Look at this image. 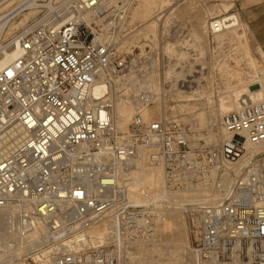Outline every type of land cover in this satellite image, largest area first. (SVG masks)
<instances>
[{"label": "built area", "instance_id": "1", "mask_svg": "<svg viewBox=\"0 0 264 264\" xmlns=\"http://www.w3.org/2000/svg\"><path fill=\"white\" fill-rule=\"evenodd\" d=\"M34 1L36 7L51 2L53 10L13 34L19 51L0 69V208L18 205L22 231L44 220L49 264H119L120 244L148 238L166 221L163 210L175 203L169 193L193 189L202 199L185 211L189 264H264V153L239 165L244 142L234 138L264 143V95L222 113L220 123L232 136L212 144L164 104L162 115L144 118L141 111L156 97L144 86L133 97L127 130L120 131L113 101L124 89L113 79L129 72L143 78L155 66L162 72L158 46L118 52L135 0H73L64 8V0ZM165 18L157 21L161 32ZM228 24L210 19L207 29L213 36ZM102 76L108 92L96 98L91 88ZM188 77L180 87L190 86ZM139 153L162 165L164 200L129 198L119 168ZM105 219L111 238L92 243L83 237Z\"/></svg>", "mask_w": 264, "mask_h": 264}, {"label": "rangeland", "instance_id": "2", "mask_svg": "<svg viewBox=\"0 0 264 264\" xmlns=\"http://www.w3.org/2000/svg\"><path fill=\"white\" fill-rule=\"evenodd\" d=\"M29 1L31 2V0H0V17L2 18H0L2 21H0V27L4 26L0 28L2 31L0 32V50L12 41L15 32L35 24L36 17L46 15L53 10L51 2L48 5L36 7L38 6L36 2L35 6H30ZM256 1L263 0H179L178 3L174 0H135L126 19L128 33L124 36L122 49L118 52L125 54L133 50L136 53H143L158 46L156 52L159 55L160 70L163 71L168 62H171L169 68L172 69L171 74L174 76L171 78L170 74L168 75L170 78H165L172 79L173 83L176 79H183V74L202 66L203 74L198 73L195 82L189 87L178 86L175 90L174 86L171 91L167 90L161 97V103L162 106L165 105L169 115L177 119L183 118L179 119L180 121H185L184 118L189 116L201 120L202 126L196 125V133H205L212 122H214L213 125H218L221 131L223 125H220V115L224 113L220 106L221 101L238 86L254 87L255 84L251 81L256 73L250 75L251 69L264 71V50L255 41L241 13L245 5ZM163 9H166L165 14L172 12L177 19L170 23L172 26L167 33L161 32L162 23L154 32L156 28L154 16ZM229 14L238 15L240 24L230 28L231 30L212 36L207 29L209 20ZM21 21L25 22L23 23L25 25L21 23L11 28L13 23L18 24ZM156 36L155 41L152 38ZM166 41L172 43L175 48L173 50L176 51L173 52L174 54L169 53L171 56L169 58L163 49ZM168 69H166V75ZM167 80L160 81V83L164 82L163 86L166 89L171 86V82ZM97 91L100 92L99 89ZM154 106L160 108L159 104ZM176 114L177 116H174ZM209 119H212L210 125L202 124V120L210 121ZM145 167L153 169L157 167L155 169L161 171L159 166L153 164L145 165ZM162 190L163 186L161 192ZM179 214L185 220L188 235L183 248L176 249L171 244L164 245L151 238V242L145 245L139 246V243H135L133 248H129L125 264H189L191 259L189 246L192 241L189 218L185 212L184 215L181 212ZM103 228L108 226L98 225L93 231ZM25 256L26 264H40L31 256Z\"/></svg>", "mask_w": 264, "mask_h": 264}, {"label": "bare ground", "instance_id": "3", "mask_svg": "<svg viewBox=\"0 0 264 264\" xmlns=\"http://www.w3.org/2000/svg\"><path fill=\"white\" fill-rule=\"evenodd\" d=\"M65 1L66 3L65 5L62 6V8H64L65 6L68 7V5H70V3L73 0H64L63 2ZM118 1L119 0H110L111 3H117ZM174 1H176L175 3L179 2V0H174ZM35 2L36 1L31 0L29 5L35 6L36 4ZM18 7L20 8V6ZM160 12H164V13L159 15ZM165 13H166V9H163L161 11H158L157 14H155L154 17L156 21V28L154 32L157 30V26H158L157 21H160L162 16H166V18L163 20V32L168 31V25H169L168 23L170 21H174L177 19L175 15H172V12L167 14ZM89 15L90 12L88 11L83 13V17L86 20L91 18L89 17ZM221 18L229 21V24L221 32H224L230 28L231 29L235 28L236 25L240 24V18L238 15L235 14H229ZM21 23L22 25H25L23 24L25 22L22 21L19 22L18 24L13 23L12 25L11 24L10 25L12 28V27H16L17 25H21ZM31 26L32 25L26 26L23 29H28ZM221 32L216 33V35H219V33ZM100 38L101 36L98 37V39ZM152 39L156 41L157 36ZM10 42H12V44ZM10 42L4 48L1 47L2 49L0 50V69L3 68L19 51L16 42L14 40ZM173 48H174L173 44L169 42H166L163 45V49L168 55V58L171 57L169 53L171 54L173 52H176L175 50H173ZM170 65L171 62H168L164 70L159 73L157 72L155 66L153 69H151L149 73L148 72L145 73L143 78H140L138 75L131 74L129 72L125 74V76H121L113 79V83L116 88L124 89L123 93L121 95H117L115 100L113 101V108H114L113 117L115 124L120 131L127 130L128 128L127 124L131 119V117L133 116V114L135 113L133 97L136 94V92L139 90V88L146 86L149 89H152L156 96L154 103L149 106H146L145 109L141 111V115L144 118L158 117L162 115L163 110L165 109L164 108L165 106L162 107L161 97L162 95H164V93L167 90L171 91L172 90L171 88H173L174 86H175L174 89L177 90L178 86L180 85V81L188 80L189 78L188 76H193L191 80V83H193L196 81L195 78L196 75H198V73L203 74L202 66L199 69L194 68L191 71L189 70L190 71L189 73L183 74L184 75L183 79H176V82L173 83L172 79L170 80L166 79V78H170L168 77V75H170L173 72L172 69L169 68ZM166 69H168L167 75H166L167 72ZM195 72L197 74H195ZM254 73H256V76H254V79L251 81L252 84H255L254 87L238 86L236 89L232 91V93L229 96H227L225 99L221 101L220 106L224 112L236 109V107L239 106V103H241V100H244L245 102H254V100L263 97L264 71L261 70L254 71L253 69H251L250 75H253ZM172 76L174 75L171 74V78ZM175 78H177V76H175ZM103 79H104L103 76L99 78L91 88L92 94L96 98H101L108 92V86L104 84ZM162 79L171 82L170 84L171 86L168 89L161 86L159 81H161ZM97 89H99L100 92H98ZM157 104L160 105V108L154 106ZM150 107L152 108L150 109ZM174 116H177V114ZM179 119H183V118H179ZM184 120L192 124L202 126L200 123L201 120L194 118V116H189L187 118H184ZM210 122H212V119L210 121L202 120V124L204 125H206L207 123H209L208 125H210L211 124ZM213 124L214 122H212V125H210V127L205 133H201V132L199 133L204 135L205 140L207 142H210L212 144H218V142H223L231 138L232 133L227 131L224 126H222L220 131L219 126ZM220 125H222V123H220ZM234 138L236 139L238 138L240 141L244 142V148L242 150L243 155L242 157L239 158L240 161L239 165H244L245 163H247V161L250 158H253L256 154H260L264 152V143L252 145L247 141H244L241 135H234ZM4 149L5 148L2 147L1 151H3ZM149 164L152 163L150 162L148 163L146 154L139 153L137 156L129 159L128 162L123 167L119 168L118 177L120 180H125L128 183L129 198L133 202L147 204L150 202L162 201L166 197V191L164 189L162 165L153 164L161 168V171L160 170L158 171L156 170L157 167H155L156 169L155 168L153 169L152 167L151 168L145 167V165H149ZM162 186H163V190L161 192ZM169 197L173 198L175 203L166 204L168 206L165 207L168 208H165L163 210L165 216H167L166 221H164L155 230L152 236H149L148 238L136 239L128 242L127 244H120L117 249V253L119 254L118 255L119 264L126 263L128 258V251H129L128 249L133 248V245L135 243L136 244L139 243L138 244L139 246L145 245L149 243L151 238L152 240L158 241L159 243L162 242L164 245L171 244L176 249H181L186 245L188 239L187 238L188 235L186 234V223L183 217H181V215L179 214V212H181L184 215L185 211L191 212L192 210L196 209L197 203L202 199V195L193 189H183L169 193ZM218 197L219 196L216 195V196H212L211 198L214 199ZM17 215H18L17 204H9L3 208H0V264H26L24 258L27 256L25 255L31 256L34 260L35 259L38 260L40 264H49L50 256L47 254V245L44 246L47 240L46 224L44 220L38 219L37 221H34L33 227H31L27 231H22L19 228V226L16 225ZM168 218H169V223H168ZM98 225H107L108 228H103L100 230H96L94 232L93 230ZM111 231L112 228L109 223V219H105L98 223H95L91 228H89V230L86 233H84L83 237L84 238L86 237L92 243L93 241L94 242L105 241L111 238Z\"/></svg>", "mask_w": 264, "mask_h": 264}, {"label": "crops", "instance_id": "4", "mask_svg": "<svg viewBox=\"0 0 264 264\" xmlns=\"http://www.w3.org/2000/svg\"><path fill=\"white\" fill-rule=\"evenodd\" d=\"M241 13L255 41L264 50V0L245 5Z\"/></svg>", "mask_w": 264, "mask_h": 264}]
</instances>
